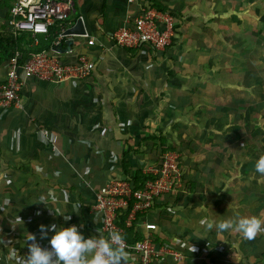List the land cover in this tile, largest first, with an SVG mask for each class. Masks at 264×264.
<instances>
[{
    "label": "crops",
    "instance_id": "obj_1",
    "mask_svg": "<svg viewBox=\"0 0 264 264\" xmlns=\"http://www.w3.org/2000/svg\"><path fill=\"white\" fill-rule=\"evenodd\" d=\"M64 1L72 2V12L63 26L68 29L81 17L88 37L74 34L62 41L59 60L71 63L83 54L95 66L85 81H44L22 72L21 108H0V264H21L28 253V232L41 247L50 248L52 232L41 239V224H74L86 238L95 235L100 228L92 212L95 193L109 180L125 178L123 154L132 168L161 159L160 142L151 141V134L180 151L183 179L142 218L155 222L162 244L182 257L159 255L152 264H264V231L247 240L234 230L208 231L201 224L204 218L218 222L237 214L264 220V175L250 176V164H243V153L251 149L243 143L250 139V126L243 124L254 104L236 100L234 109L224 110V96L212 87L234 86L217 77L219 63L201 65L207 56L202 42H211V36L225 42L219 18L251 34L234 28L231 20L240 19L236 15L245 0L237 7L233 0ZM143 4L160 6L164 10H157L172 13L176 20L172 41L162 51L120 47L110 37ZM222 8V14L216 13ZM8 17L0 27L8 29ZM35 37L36 43L22 47L37 46L46 36ZM89 37L94 38L92 45ZM211 47L217 55L235 54L231 47ZM5 73L4 64L0 80ZM231 96L225 99L234 104ZM242 171L247 175L236 174ZM41 197L47 205L39 202ZM52 209L71 219L65 221ZM191 245L195 252L189 251Z\"/></svg>",
    "mask_w": 264,
    "mask_h": 264
},
{
    "label": "built area",
    "instance_id": "obj_2",
    "mask_svg": "<svg viewBox=\"0 0 264 264\" xmlns=\"http://www.w3.org/2000/svg\"><path fill=\"white\" fill-rule=\"evenodd\" d=\"M127 1L134 3L135 0ZM71 12L70 1L15 0L9 9L7 20L8 29L15 36L29 32L36 43L35 36L48 34L50 26L58 25L59 30L49 49L32 53L25 59L16 50L5 64L6 73L0 80L1 109L21 108L22 72L44 81H85L91 75L95 62L87 55L78 54L71 63H63L58 57L61 42L74 36L72 33L66 34L63 26ZM174 33L175 18L172 13L143 4L137 14L128 16L127 23L118 27L110 37L120 47L135 50L149 48L156 52L164 50L171 43ZM81 35L88 37L86 31ZM87 43L92 45L94 38L89 37ZM42 134L46 136L47 130H43ZM142 173L147 179L140 188H134L129 179L122 178L111 179L96 191L92 212L100 220L98 230L104 235L110 231L123 234L124 229L117 224L118 211L130 207L125 227L136 224L135 231L141 235L140 239L132 243L124 238L126 250L134 256V264H152L157 256L164 254L179 259L182 257L180 252L163 244H154L152 231L157 229L155 222L142 219L143 217L136 219L137 214L146 215L156 199L181 186L179 154L175 150L164 152L157 164L143 167Z\"/></svg>",
    "mask_w": 264,
    "mask_h": 264
},
{
    "label": "trees",
    "instance_id": "obj_3",
    "mask_svg": "<svg viewBox=\"0 0 264 264\" xmlns=\"http://www.w3.org/2000/svg\"><path fill=\"white\" fill-rule=\"evenodd\" d=\"M240 1L242 0H233V3H236L235 6L237 7L238 2ZM249 1H256V0H245L246 3ZM12 5L13 3H11L10 0L0 1V14L2 15L3 13L5 19L7 18L9 8ZM157 9L164 10L160 8V6H158ZM224 10H225L224 8L218 9L216 13L222 14ZM262 19H264V17ZM218 22L220 24L219 26L220 31L225 37V42H223L218 37L213 38L212 36H211V42L209 41L202 42L201 48L203 49V51H205L204 55L207 54V56H205L206 58L201 65H203V68H206L208 61L209 62L211 61L212 64L219 63L221 65L220 68H222V71L220 72V75H218L217 77L226 83L228 82V80H230V83L234 87L222 88L220 86L213 85L211 91H213V89L219 90L220 92L219 96H224V99L221 102L224 103V107H226L224 110H226L227 112H228V108L230 109L236 106V100L237 101L240 100V102H250L251 104H254L250 112L246 114L247 120L243 125L250 126L254 124L256 127L260 129L261 127L258 125L257 122L259 120L258 116L264 114V92H263L264 91V85H263L264 84V22H262L263 24L262 25L260 24V26L257 27L255 30H252L250 35H246L245 33H243L242 30H234L230 28L228 25L224 24L225 22L226 23L228 22L226 18H219ZM175 25H176V20H175ZM53 28H54L53 26H50L49 33L45 35L46 36L45 39L39 38V43L37 44V46H32V48L29 49L27 48L28 49L27 50L24 47H22V45L33 44L34 41L33 38L30 37L31 34L29 32H22L19 35L15 36L7 28H3L1 26L0 27V66L6 64L10 60V58L14 55L16 50H21V49L24 50L23 59H25L26 57L30 56V54L32 53L48 49V47L52 43L58 31L57 29V31L54 32ZM212 34H215V32H213ZM213 44L222 45L225 47H231L233 51L235 50V54L222 53L221 55H217L216 52L214 53V51L212 50L211 46ZM59 47L62 48L61 45ZM208 51L210 52V54L208 53ZM226 65L229 66V70L227 69ZM225 72L228 74L232 72L233 79H230L229 75L228 78H225L222 75V73ZM240 87H243L244 89ZM226 95L229 96L232 95L233 97L231 96V98H235V100L233 101L234 104H231L229 101L225 99ZM203 96L206 95L204 94ZM205 104L206 103L204 102L203 105ZM236 128H239V126L236 125ZM148 138L151 141L154 140L160 142V144H158L157 147L160 145L159 148L161 155L168 150L175 149L174 146L165 145V138L160 137L159 135L151 134L150 137L148 136ZM255 138L258 140L257 137H253L252 139ZM243 154L245 159L244 160L245 162H243V164H247V163L250 164L249 175L250 176H253V174L261 175L255 171V162L258 159V157L263 154L258 152L257 150H254L253 148L248 149ZM126 155L127 153L123 154L121 160V171L123 173V176L131 181L134 188H140L144 183V181L147 179V176L142 173L141 168L139 167L132 168L124 160ZM155 205H157V199L154 201V204L150 210H153ZM166 208L167 207H164L163 209L166 210ZM129 210L130 207L126 209H120L118 211L117 224L119 227L124 229V233L122 235L127 240V242L132 243L140 239L141 235L136 233L135 231L136 224H134L132 227H125V220L128 216ZM142 217L144 218L145 214H137L136 219L138 220L139 218ZM158 219L160 220L162 219L161 215L158 216ZM152 240L154 244H156L157 246L162 244V241L159 240V237L156 235L155 230L152 231Z\"/></svg>",
    "mask_w": 264,
    "mask_h": 264
},
{
    "label": "clouds",
    "instance_id": "obj_4",
    "mask_svg": "<svg viewBox=\"0 0 264 264\" xmlns=\"http://www.w3.org/2000/svg\"><path fill=\"white\" fill-rule=\"evenodd\" d=\"M255 171L264 175V155L259 156L256 160ZM53 199H55L54 196ZM39 202L47 205L44 197H41ZM74 207L79 208V205ZM53 213L63 215L65 221L71 219L69 215L58 209L55 212L53 210ZM201 224L208 231L214 227L218 232L234 230L247 240L255 239L259 233L264 231V220L257 215L241 216L237 214L218 222L204 218L201 220ZM39 230L41 239L46 238L49 231L52 232L49 238L50 248L41 247L36 236L28 232L26 236L28 253L20 258L21 264H129L130 256L126 250L124 236L118 231H110L104 235L96 230L95 235L86 238L74 224L67 227L58 226L55 223L47 227L41 224ZM196 250L192 245L189 248L190 252ZM12 255L17 256L15 250Z\"/></svg>",
    "mask_w": 264,
    "mask_h": 264
},
{
    "label": "rangeland",
    "instance_id": "obj_5",
    "mask_svg": "<svg viewBox=\"0 0 264 264\" xmlns=\"http://www.w3.org/2000/svg\"><path fill=\"white\" fill-rule=\"evenodd\" d=\"M246 4H248V6H246ZM243 7L244 9H242L238 13V15H236V17H239L240 19H237V18L233 19V16H231V20H233L234 22V23L232 22L233 23L232 25L236 29L243 28V30H245L246 33L247 32L249 33L252 30H255L257 27H259L260 24L262 25L263 24L262 22H264V19H262L264 17V0H256L254 2L251 1L250 3H244ZM2 19H5L3 13L2 15L0 14V23L2 22L1 21ZM222 75L225 78H228V75H229L230 79H233L232 72L230 74L225 72V73H222ZM262 115L264 117V114H261L260 115L261 117L258 116L259 120L257 121L258 125L261 128L259 129L254 124L250 125L249 131H248L250 139L248 140V142H243V143L264 155V133H261V132H264V118L262 117ZM257 136H261V137H257ZM253 137H257L258 140L256 138L252 139ZM175 152L179 154V159L181 160L182 157H181L180 151L176 150ZM235 157L238 158L237 155H235ZM236 174L237 175H240V174L247 175L245 172L243 173V171L241 173H236Z\"/></svg>",
    "mask_w": 264,
    "mask_h": 264
},
{
    "label": "water",
    "instance_id": "obj_6",
    "mask_svg": "<svg viewBox=\"0 0 264 264\" xmlns=\"http://www.w3.org/2000/svg\"><path fill=\"white\" fill-rule=\"evenodd\" d=\"M65 33L66 34L72 33V34H77V35L84 34L85 33V28H84V25L82 23L81 17H78L76 23L74 24V26L66 29Z\"/></svg>",
    "mask_w": 264,
    "mask_h": 264
}]
</instances>
